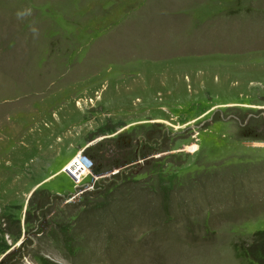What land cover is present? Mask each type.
<instances>
[{
    "label": "rangeland",
    "instance_id": "1",
    "mask_svg": "<svg viewBox=\"0 0 264 264\" xmlns=\"http://www.w3.org/2000/svg\"><path fill=\"white\" fill-rule=\"evenodd\" d=\"M0 264H264V0H0Z\"/></svg>",
    "mask_w": 264,
    "mask_h": 264
},
{
    "label": "built area",
    "instance_id": "2",
    "mask_svg": "<svg viewBox=\"0 0 264 264\" xmlns=\"http://www.w3.org/2000/svg\"><path fill=\"white\" fill-rule=\"evenodd\" d=\"M64 173L72 180L74 186L77 189L74 196L81 195L80 193H82V189L80 190V188L83 186L84 193L91 191L96 183L94 182L93 184H90L88 182V178L91 173L88 170L86 164L79 157L74 158L67 166H65ZM95 180H98V178L95 177Z\"/></svg>",
    "mask_w": 264,
    "mask_h": 264
}]
</instances>
